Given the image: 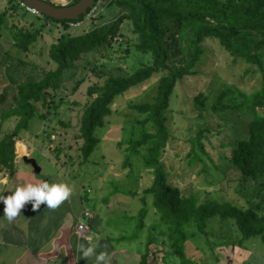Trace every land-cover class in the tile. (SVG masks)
Listing matches in <instances>:
<instances>
[{
  "label": "trees",
  "instance_id": "1",
  "mask_svg": "<svg viewBox=\"0 0 264 264\" xmlns=\"http://www.w3.org/2000/svg\"><path fill=\"white\" fill-rule=\"evenodd\" d=\"M10 3V8L0 12V39L4 31L9 30L18 51L16 55L10 52L0 54V65H6L10 58H15L16 67L32 65L33 69H41L44 76L24 80L20 74L16 76L15 66L8 68L14 70L10 86L12 102L3 106L7 96L0 94V131L9 122H14L15 126L0 138V171L14 175L17 142L30 130L35 118L45 119L38 104L48 103L50 90L59 89L64 73L83 55L105 45L111 46L116 40L120 31L117 24L104 34L103 30L86 32L89 28L86 23L92 20L89 15L94 7L116 4L121 10V20L130 23L136 37V51L150 56L151 63L143 64L133 73L122 67L103 72L94 68L99 77H104V82L89 88V96L96 97L86 104L81 118V152L85 161L98 150L103 140L99 131L106 127L117 98L160 74L154 101L130 106L140 116L136 122L149 126L153 131L144 130L141 138L120 142L121 146L127 145L124 167L128 166L133 154L145 148L143 162L152 176L151 185L144 190L143 206L138 211L137 232L125 233L122 239L134 241L140 238L139 233L146 227L145 220L153 211L156 221L147 234V252L142 256V264H155L149 253L152 252L150 246L156 244L169 247L164 255L165 261L174 256L180 259V264H194L187 256L188 229L197 227L198 232L204 234L209 222L216 218L236 226L239 232L236 239L242 248H246V242L252 241H259L264 248L261 204H250L245 208L212 198L201 202L198 192L186 193L171 179L176 168L168 163V159H178L180 154L169 151L171 132L167 124L178 84L200 72L199 66L207 59L204 42L217 40L234 62L243 60L257 67L263 75L262 85L251 94L234 86L224 88L213 102L204 94L196 97V107L200 111L211 109L229 128L216 132L207 125L199 128L190 139L191 150L187 155L190 162L203 164V173L209 172V165L213 166L223 176L221 181L229 180L235 172L243 179L260 178L264 188V0H97L86 14L74 20H59L40 12L33 13L22 0H10ZM21 9L45 23L37 26L35 21H27L22 26L11 25V12L19 15ZM22 17L25 18L24 15ZM48 34L53 37L50 44L44 40ZM22 53L26 58L19 56ZM32 54L42 59L44 65L29 60ZM172 55L181 57V63L172 65ZM209 103H212L211 108ZM235 112L243 120L249 117L246 128H237L235 122L228 118L227 115H235ZM53 151L58 157L62 152L60 148ZM125 192L137 196L130 190ZM135 217L126 214L125 219L133 220Z\"/></svg>",
  "mask_w": 264,
  "mask_h": 264
},
{
  "label": "rangeland",
  "instance_id": "2",
  "mask_svg": "<svg viewBox=\"0 0 264 264\" xmlns=\"http://www.w3.org/2000/svg\"><path fill=\"white\" fill-rule=\"evenodd\" d=\"M48 1L71 5L75 0H65L64 3ZM10 5V0H0V12L10 8ZM19 13L21 16L15 13L12 15L11 12L9 18L11 25L22 26L27 21H35L37 26L45 23L38 17L28 14L25 9H21ZM23 15L25 18L22 17ZM121 16V10L116 4L99 5L90 13L89 17L92 20L86 23L89 25L86 32L103 30L104 34L109 32L113 24H117L120 25V31L116 40L111 46L105 45L83 55L80 61L75 62L74 66L64 73L59 89L50 90L48 103L38 104L39 112L45 116V119L35 118L31 122L30 130L23 136L29 138L33 144L37 143L38 148L40 147L33 151L30 159L37 160L43 168V174L54 173L55 169L52 165L55 158L51 152L53 153L55 148H60L62 150L60 159L65 162V168L78 177L82 193L89 194L87 192L90 190L92 204L98 198L104 206L108 204L107 212L113 211L112 218L108 220L111 223L109 225L112 227L111 230L115 233L131 235L137 232L138 211L143 206L144 190L151 185L152 176L143 162L145 148H141L138 154H133L128 166L124 167L127 145L121 146L120 142L125 143L130 139L137 140L141 138L144 130L153 131L149 126L144 127L136 122L140 116L130 106L154 101L160 74L117 98L113 113L107 118L106 127L99 131L103 140L88 161H85L81 152L83 140L80 138L84 107L96 97V95L89 96L88 90L104 82V77H99L94 68L103 72L122 67L125 71L133 73L143 64L151 63L150 56H144L136 51L134 47L136 37L132 34L130 23L126 20L122 21ZM9 34V30L4 31L0 39L1 55L6 52L16 55L18 51L13 45L15 40ZM44 40L50 44L53 37L48 34ZM204 46L207 50L206 61L199 66V73L187 77L183 83L178 84L171 101V110L168 113L167 124L171 132V144L168 148L171 154H180L178 159L174 157L168 159V163L176 168V174H173L171 179L175 180L186 193L198 192L201 202L212 198L232 202L245 208L250 204H261L260 213L264 214V188L260 184V178L243 179L234 172L229 180L226 178L221 181L223 176L213 166L209 165V172L203 173V164L190 162L191 159L187 155L191 150L190 139L195 136L199 128L207 125L215 132L229 128L222 124L220 117L215 115L211 109L200 111L196 107V97L204 94L208 96L210 102H213L221 90L231 86L246 94H251L261 87L263 80V75L257 67L243 60L234 62L231 55L217 40L207 39ZM19 56L26 58L24 53ZM29 60L40 66L44 65L43 60L33 54L29 56ZM181 61V57L171 56L172 65H178ZM16 64L15 58H10L8 64L0 65V94L4 93L7 96L3 106H9L12 102L13 90L10 86H12L11 76L14 70L12 68L8 70V68ZM15 69L16 76L20 74L24 80L41 79L44 76L41 69H33L32 65H21ZM208 107L211 108L212 103H209ZM200 114L203 116L200 117ZM227 116L235 122L237 128L241 126L246 128L249 117L243 120L238 112ZM14 126V122L7 123L0 131V138ZM215 140H217L216 137ZM67 178H70L69 175ZM126 190L137 193V196L126 193ZM126 214L136 217L133 220H126ZM153 214L154 212L151 211L147 216L146 227L143 232L139 233L138 240L122 242V244L125 243L123 245H125V250H128L127 253L132 252L131 257L125 255V259L134 261L137 259L138 248L146 247L148 231L156 221ZM120 220H124L123 224H116ZM188 230L187 256L194 261V264H264V248L261 243L259 241L246 242V248H242L236 239L239 233L236 226L220 218L211 220L204 234L198 232L197 227H189ZM152 247L154 249L149 253V257L154 259L152 261L155 264H180V259L174 256L166 258L165 261L164 255L169 251V247L162 244L151 245L150 248Z\"/></svg>",
  "mask_w": 264,
  "mask_h": 264
},
{
  "label": "crops",
  "instance_id": "3",
  "mask_svg": "<svg viewBox=\"0 0 264 264\" xmlns=\"http://www.w3.org/2000/svg\"><path fill=\"white\" fill-rule=\"evenodd\" d=\"M39 148L37 143L33 144L25 136L17 142L15 173L11 176L9 172L0 171V194L7 196L18 186L45 180L69 183L73 191L54 209L42 203L39 209L33 210L32 202H26L20 214L11 220L3 216L5 205L0 202V264H88L76 250L77 244L81 242H91L97 251H105L109 264H142L146 247L138 248L134 261L125 259V255L131 257L132 252L127 253L123 245L125 243L122 244L125 242L122 239L125 233H115L109 226L113 211L107 212L108 204L104 206L97 197L92 204L90 190L87 192L89 194L82 193L78 177L65 168L61 156L51 152L55 158L52 165L55 171L47 174H43V168L37 160L36 165L25 161V158H32L33 151ZM87 210L93 213L90 232L87 236H80L76 231L78 218ZM123 221L116 224H123Z\"/></svg>",
  "mask_w": 264,
  "mask_h": 264
},
{
  "label": "clouds",
  "instance_id": "4",
  "mask_svg": "<svg viewBox=\"0 0 264 264\" xmlns=\"http://www.w3.org/2000/svg\"><path fill=\"white\" fill-rule=\"evenodd\" d=\"M73 189L65 182H49L47 180L33 184L28 183L18 186L14 192L5 196L0 194V202L5 205L4 215L9 220L17 217L26 202H32L33 210L39 209L44 203L47 208L54 209L64 201ZM90 241V238H89ZM76 250L80 258L88 261V264H109L108 254L105 251H97L91 243H78Z\"/></svg>",
  "mask_w": 264,
  "mask_h": 264
},
{
  "label": "water",
  "instance_id": "5",
  "mask_svg": "<svg viewBox=\"0 0 264 264\" xmlns=\"http://www.w3.org/2000/svg\"><path fill=\"white\" fill-rule=\"evenodd\" d=\"M38 12L59 20H74L86 14L97 0H80L75 4H55L47 0H22ZM27 163L36 165L35 159L25 158Z\"/></svg>",
  "mask_w": 264,
  "mask_h": 264
},
{
  "label": "built area",
  "instance_id": "6",
  "mask_svg": "<svg viewBox=\"0 0 264 264\" xmlns=\"http://www.w3.org/2000/svg\"><path fill=\"white\" fill-rule=\"evenodd\" d=\"M96 8L97 7H94L92 9V12ZM29 10L32 11L33 13L39 14V12L32 7H29ZM92 219H93V213L89 210L83 212V214L78 218L76 231L80 236H87V234L90 232V220H92ZM153 249L154 248L152 247L151 250H153Z\"/></svg>",
  "mask_w": 264,
  "mask_h": 264
},
{
  "label": "bare ground",
  "instance_id": "7",
  "mask_svg": "<svg viewBox=\"0 0 264 264\" xmlns=\"http://www.w3.org/2000/svg\"><path fill=\"white\" fill-rule=\"evenodd\" d=\"M53 1H56V2L59 1V2H63V3L65 2V0H53Z\"/></svg>",
  "mask_w": 264,
  "mask_h": 264
}]
</instances>
